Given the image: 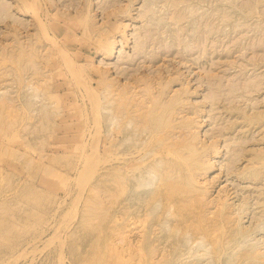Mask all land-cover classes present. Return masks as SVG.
<instances>
[{
	"label": "rangeland",
	"instance_id": "1",
	"mask_svg": "<svg viewBox=\"0 0 264 264\" xmlns=\"http://www.w3.org/2000/svg\"><path fill=\"white\" fill-rule=\"evenodd\" d=\"M95 100L100 102V112L94 108L97 107ZM159 114L164 115L160 117L167 127L163 125V131L159 129L156 134L151 122H154L152 116ZM0 119V264H119L122 258L124 263L129 261L128 264H164L166 261L170 264H251L253 259L252 264H264V0H0ZM178 124H183L184 128L174 126ZM159 137L164 143L167 140L172 144L181 143L184 137L193 141L198 162L194 167L179 168L172 154L165 153V148L159 149L164 146H158ZM90 149H94V153ZM136 152L139 153L136 155ZM203 165L206 166L201 167ZM120 172L126 176L133 174H128L125 180L128 182L123 183V191L128 190L125 194L122 192L124 195L117 187L116 175ZM249 172L255 173L254 176ZM102 177H106L105 180ZM165 177L171 179L168 185L165 183L167 186H162L167 189L160 184ZM172 179L180 183H174L178 185L176 193L179 194H174ZM134 188H138L137 193ZM169 188L174 190L168 191ZM192 189L197 192L200 189L201 193L194 190L195 195ZM183 190L193 196L185 197ZM163 192L167 197L162 196ZM154 195L157 199H153ZM180 197L182 199H177ZM122 198L127 201L120 200ZM185 203H192L188 211L193 214L186 210L188 204L182 206ZM165 204L168 209L162 206ZM219 205L224 206L221 209ZM101 209L104 212L98 213ZM127 211L133 212L132 215ZM84 213L88 221H83ZM73 216L75 218L71 219ZM98 220L105 224L101 230L93 229V232V226L100 223ZM108 223H116L117 227ZM210 225L214 228H208ZM192 228H195L194 233ZM126 229L128 235L123 234L119 240L117 233H124ZM159 229L163 230L162 234ZM180 231L186 232L184 236ZM208 236L218 243L206 238ZM202 239L205 241L201 244ZM212 245L218 246L215 247L217 256ZM225 245L228 247L224 248ZM86 248L88 252L93 251L88 253ZM138 250L143 252L142 256Z\"/></svg>",
	"mask_w": 264,
	"mask_h": 264
},
{
	"label": "bare ground",
	"instance_id": "2",
	"mask_svg": "<svg viewBox=\"0 0 264 264\" xmlns=\"http://www.w3.org/2000/svg\"><path fill=\"white\" fill-rule=\"evenodd\" d=\"M30 8H31V7H30ZM16 15H17V14H16ZM150 15H151V14H150ZM21 17H22V16H21ZM35 20H36V19H35ZM157 21H158V20H157ZM39 23H40V22H39ZM40 25H41V24H40ZM104 30H105V29H104ZM106 34H107V33H106ZM101 37H102V36H101ZM102 42H103V41H102ZM105 44H106V43H105ZM52 45H53V44H52ZM107 47H108V46H107ZM116 49H117V48H116ZM97 52H98V51H97ZM117 53H118V52H117ZM103 58H104V57H103ZM101 60H102V59H101ZM111 66H112V65H111ZM82 83H83V82H82ZM88 86H89V85H88ZM89 87H90V86H89ZM90 88H91V87H90ZM84 89H86V88H84ZM90 90H92V89H90ZM175 90H176V89H175ZM118 91H119V90H118ZM84 92H85V91H84ZM108 92H109V91H108ZM1 93H2V92H1ZM120 93H121V92H120ZM176 93H177V92H176ZM3 94H5V93H3ZM36 94H37V93H36ZM86 94H87V93H86ZM92 94H93V93H92ZM92 94H91V95H92ZM122 94H123V93H122ZM6 95H7V94H6ZM8 95H9V94H8ZM88 95H89V94H88ZM2 96H3V95H2ZM53 96H54V95H53ZM5 97H6V96H5ZM36 97L39 98L38 96H35V98H36ZM50 97H51V96H50ZM92 97H93V96H92ZM94 97H95V95H94ZM126 97H127V96H126ZM177 97H178V96H177ZM181 97H182V95H181ZM6 98H7V97H6ZM29 98H30V97H29ZM90 98H91V97H90ZM121 98H122V97H121ZM121 98H120V99H121ZM174 98H175V97H174ZM1 99H2V98H1ZM25 99H26V98H25ZM31 99H32V97H31ZM31 99H29V100H31ZM65 99H66V98H65ZM95 99H97V98H95ZM98 99H99V98H98ZM98 99H97V100H98ZM179 99H180V98H179ZM32 100H33V99H32ZM34 100L36 101V99H34ZM83 100H84V99H83ZM92 100H93V99H92ZM97 100H95V101L97 102ZM123 100H124V99H123ZM177 100H178V99H177ZM6 101H7V100H6ZM129 101L131 102V100H129ZM149 101H150V100H149ZM172 101H173V100H172ZM24 102H25V101H24ZM96 102H95V103H96ZM119 102H120V101H119ZM130 102H129V103H130ZM170 102H171V101H170ZM170 102H169V103H170ZM179 102H180V100H179ZM33 103H34V102H33ZM44 103H45V102H44ZM145 103H146V102H145ZM153 103H155V102H153ZM177 103H178V102H176V104H177ZM181 103H182V102H181ZM4 104H5V103H4V99H3V105H4ZM27 104H28V103H27ZM59 104H60V103H59ZM98 104H100V102H99V103H98V102L96 103L97 107L94 106L95 104H92V105L94 106L95 109L97 108L96 111H97L98 108H99V107H98ZM117 104H120V103H117ZM150 104H151V103H150ZM171 104H172V103H171ZM32 105H33V104H32ZM40 105H41V104H40ZM108 105H109V104H108ZM144 105H145V104H144ZM155 105H156V104H155ZM101 106H102V105H101ZM101 106H100V107H101ZM147 106H149V105H147ZM172 106H173V105H172ZM177 106H179V105H177ZM177 106H176V107H177ZM4 107H5V106H3V111H6V110H4ZM33 107H34V106H33ZM35 107H37V106L35 105ZM45 107H46V106H45ZM116 107H118V106H116ZM155 107H156V106H155ZM155 107H154V109H155ZM163 107H164V106H163ZM5 108H6V107H5ZM31 108H32V107H31ZM49 108H50V107H49ZM49 108H47V109H49ZM94 108H93V109H94ZM148 108H149V107H148ZM156 108H157V107H156ZM169 108H171V107H169ZM169 108H168V109H169ZM7 109H8V108H7ZM132 109H133V108H132ZM144 109H146V108H144ZM165 109H166V108H164V110H165ZM173 109H174V108H173ZM187 109H188V108H187ZM10 110H11V108L9 109V111H10ZM53 110H54V109H53ZM91 110H92V109H91ZM115 110H116V109H115ZM118 110H119V109H118ZM134 110H136V109H134ZM141 110H142V109H141ZM146 110H148V109H146ZM161 110H162V109H161ZM30 111H31V110H30ZM96 111H95V112H96ZM98 111L100 112L101 110L99 109ZM116 111H117V110H116ZM131 111H132V110H131ZM143 111H144V110H143ZM166 111H167V110H166ZM166 111H165V112H166ZM170 111H172V109H171ZM170 111H169V112H170ZM173 111H174V110H173ZM184 111H185V110H184ZM28 112H29V111H28ZM28 112H27V113H28ZM95 112H94V114H95ZM106 112L108 113V111H106ZM135 112H136V111H135ZM139 112H140V111H139ZM150 112H151V111H150ZM153 112H154V111H153ZM161 112H163V111H161ZM169 112H168V113H169ZM185 112H186V111H185ZM35 113H36V112H35ZM35 113H34V114H35ZM37 113H38V111H37ZM96 113L98 114V112H96ZM110 113H111V112H110ZM136 113L138 114V112H136ZM154 113H155V112H154ZM159 113H160V112H159ZM179 113H180V112H179ZM7 114H9V112H8ZM48 114H49V113H48ZM140 114H141V112H140ZM146 114H147V112H146ZM146 114H145V116H146ZM163 114H165V113H163ZM173 114H174V112H173ZM27 115H28V114H27ZM38 115H39V113H38ZM38 115H37V116H38ZM95 115H96V114H95ZM98 115H99V114H98ZM98 115L95 116V117H98ZM142 115H143V114H142ZM151 115H153V114H151ZM160 115H161V114L152 116V120H153L154 122H151V123H152V124H151V125H152L151 127H152V129H153L152 131H156V134H157V132H159V129H160V130L163 129L162 126L165 124V121L163 120V118L160 117ZM91 116H92V115H91ZM100 116H101V115H100ZM118 116H120V115H118ZM129 116H130V115H129ZM148 116H149V115H148ZM161 116L164 117V115H161ZM171 116H172V115H171ZM171 116H170V117H171ZM104 117H105V116H104ZM188 117H189V116H188ZM3 118H4V117H3ZM87 118H88V117H87ZM99 118H101V117H99ZM107 118H109V117H107ZM143 118H144V117H143ZM145 118H146V117H145ZM178 118H179V117H178ZM33 119H34V118H33ZM101 119H102V118H101ZM109 119H110V118H109ZM149 119H150V118H149ZM167 119H168V118H167ZM0 120H1V119H0ZM3 120H4V119H3ZM95 120H96V119H95ZM105 120H106V119H105ZM143 120H146V119H143ZM143 120H142V123H144ZM152 120H151V121H152ZM181 120H182V119H181ZM188 120H189V119H188ZM5 121H7V120H5ZM16 121H17V120H16ZM21 121H22V120H21ZM36 121H37V120H36ZM93 121H94V120H93ZM97 121H98V120H97ZM112 121H113V120H112ZM114 121H115V120H114ZM138 121H139V120H138ZM146 121H147V120H146ZM146 121H145V122H146ZM166 121H167V120H166ZM168 121H170V120H168ZM173 121H174V119H173ZM173 121H172V122H173ZM176 121H177V120H176ZM184 121H185V120H184ZM184 121H183V122H184ZM17 122H19V121H17ZM172 122H171V123H172ZM186 122H187V121H186ZM10 123H11V122H10ZM10 123H9V124H10ZM43 123H44V120H43ZM93 123H94V122H93ZM115 123H116V122H115ZM122 123H123V122H122ZM142 123H141V124H142ZM178 123H179V122H178ZM188 123H189V122H188ZM31 124H32V123H30V125H31ZM147 124H148V122H147ZM173 124H177V122H176V123H173ZM190 124H191V123H190ZM37 125H38V124H37ZM37 125H36V126H37ZM99 125H100V124H99ZM120 125H121V124H120ZM166 125H167V123H166ZM166 125H164V128L167 127ZM123 126H125V125H123ZM133 126H136V125H133ZM133 126H132V127H133ZM140 126H141V125H140ZM172 126H173V125H172ZM174 126H176V128H179V129L184 128L183 124H178V126H177V125H174ZM40 127H42V125H41ZM101 127H102V126H101ZM161 127H162V128H161ZM169 127H170V123H169ZM19 128H20V127H19ZM23 128H24V127H23ZM28 128H29V127H28ZM113 128H114V127H113ZM171 128L173 129V127H171ZM171 128H168V130L171 129ZM176 128H175V129H176ZM21 129H22V128H21ZM35 129H36V128H35ZM137 129H138V128H137ZM165 129H166V128H165ZM172 129H171V130H172ZM94 130H95V129H94ZM99 130H100V129H99ZM122 130H124V129H122ZM177 130H178V129H177ZM177 130H176V131H177ZM196 130H197V129H196ZM198 130H199V129H198ZM24 131H25V130H24ZM90 131H91V129H90ZM110 131H111V130H110ZM124 131H125V130H124ZM131 131H132V130H131ZM134 131H136V129H134ZM144 131H145V129H144ZM161 131H163V130H161ZM166 131H167V130H166ZM169 131H170V130H169ZM174 131H175V130H174ZM180 131H182V130H180ZM220 131H222V130H220ZM34 132H36V131H34ZM37 132H38V131H37ZM40 132H41V131H40ZM45 132H47V131H45ZM191 132H193V131H191ZM214 132H215V131H214ZM94 133H95V132H94ZM99 133H100V132H99ZM99 133H98V134H99ZM118 133H119V132H118ZM121 133H123V132H121ZM128 133H129V131H128ZM212 133H213V132H212ZM212 133H211V134H212ZM225 133H226V132H225ZM119 134H120V133H119ZM126 134H127V133H126ZM180 134H182V133H180ZM199 134H200V133H199ZM205 134H206V133H205ZM217 134L219 135V133H217ZM115 135H116V134H115ZM129 135H130V134H129ZM153 135H154V133H153ZM178 135H179V134H178ZM206 135H207V134H206ZM215 135H216V134H215ZM93 136H94V135H93ZM97 136H98V135H97ZM121 136H123V135H121ZM140 136H141V135H140ZM167 136H168V135H167ZM202 136H203V135H202ZM210 136H211V135H210ZM210 136H209V137H210ZM213 136H214V135H213ZM224 136H225V135H224ZM31 137L34 138L35 136H31ZM133 137L135 138V136H133ZM146 137H147V136H146ZM187 137H188V136H187ZM203 137H204V136H203ZM207 137H208V136H207ZM222 137H223V136H222ZM225 137H226V136H225ZM54 138H55V137H54ZM130 138H131V137H130ZM150 138H151V137H150ZM150 138H149V140H151ZM215 138H216V137H215ZM215 138H214V139H215ZM220 138H221V137H220ZM2 139H3V138H2ZM132 139H133V138H132ZM179 139H181V138H179ZM190 139H191V138H190ZM201 139H202V138H201ZM201 139H200V140H201ZM212 139H213V138H212ZM212 139H211V140H212ZM214 139H213V140H214ZM218 139H219V137L217 138V140H218ZM224 139H225V138H224ZM228 139H229V138H228ZM40 140H41V139H40ZM59 140H60V139H59ZM96 140H97V139H96ZM103 140H104V139H103ZM219 140H220V139H219ZM99 141H100V140H99ZM154 141H155V140H154ZM156 141H157L158 146H162V145H164L163 147H160V148H159L160 150L163 149V148H165V151H166L165 153H167V154H172V155L175 157V162H174V163H176V165H178L179 168H181L182 166H183V167H184V166H186V167H190V166H188V165H191V167H192L193 165H195V164L198 162V159H199V158H198V159L196 158V156L198 155V153H197L198 151H197L196 148H195V147H197V146L194 145L195 143H194V144L192 143L193 141L190 142V140L185 139V137H184V139H183L182 141H179V142H181V143H178V144H177V143L172 144V142H171V143H168L167 140H166V142H167L168 144H167V143H164V141H163V139H162L161 137L157 138ZM172 141H174V140H172ZM35 142H36V141H35ZM56 142H57V141H56ZM96 142H97V141H96ZM105 142H106V141H105ZM112 142H113V141H112ZM112 142H111V144H112ZM114 142H115V141H114ZM130 142H131V141H130ZM132 142L134 143V141H132ZM227 142H228V141H227ZM30 143H31V142H30ZM115 143H116V142H115ZM115 143H114V144H115ZM133 143H132V144H133ZM136 143H138V142H136ZM150 143H151V142H150ZM196 143H198V142H196ZM212 143H213V142H212ZM126 144H127V143H126ZM126 144H124V145L126 146ZM130 144H131V143H130ZM141 144H143V143H141ZM148 144H149V143H148ZM148 144H147V145H148ZM176 144H177V145H176ZM205 144H206V143H205ZM207 144H208V143H207ZM224 144H225V143H224ZM96 145H97V144H96ZM145 145H146V144H144V147H145ZM202 145H204V144H202ZM208 145H210V144H208ZM208 145H207V146H208ZM228 145H229V143H228ZM231 145H232V144H231ZM0 146H1V145H0ZM98 146H99V144H98ZM109 146H110V145H109ZM114 146H115V145H114ZM127 146H128V145H127ZM131 146H132V145H131ZM131 146H130V147H131ZM133 146H134V144H133ZM142 146H143V145H142ZM172 146H173V147H172ZM205 146H206V145H205ZM224 146H225V145H224ZM57 147H58V146H57ZM57 147H55V148H57ZM66 147H67V145H66ZM93 147H94V146H93ZM107 147H108V146H107ZM110 147H111V146H110ZM123 147H124V146H123ZM128 147H129V146H128ZM135 147H136V146H135ZM150 147H151V145H150ZM150 147H149V149H150ZM198 147H199V146H198ZM64 148H65V147H64ZM120 148H122V147H120ZM126 148H127V147H126ZM141 148H142V147H141ZM225 148H226V147H225ZM235 148H236V147H235ZM1 149H2V148H1ZM52 149H53V148H52ZM60 149H61V148H60ZM62 149H63V148H62ZM117 149H118V148H117ZM124 149H125V148H124ZM132 149H133V148H132ZM201 149H202V148H201ZM203 149H206V148L204 147ZM210 149H211V148H210ZM227 149H228V148H227ZM239 149H240V148H239ZM3 150H4V149H3ZM57 150H58V149H57ZM90 150H92V149H90ZM93 150H94V149H93ZM93 150H92V151H93ZM97 150H98V149H97V147H96L95 152H96ZM100 150H101V149H100ZM139 150H140V149H139ZM139 150H138V151H139ZM160 150H159V152H161ZM199 150H200V149H199ZM212 150H213V149H212ZM225 150H226V149H225ZM225 150H224V151H225ZM1 151H2V150H1ZM122 151H123V150H122ZM129 151H130V150H129ZM140 151H141V150H140ZM140 151H139V152H140ZM156 151H158V150H156ZM201 151H202V150H201ZM215 151H216V149H215ZM215 151L213 152L214 154L217 153V152L215 153ZM226 151H227V150H226ZM228 151H230V150H228ZM8 152H9V149L7 150V153H8ZM116 152L118 153L119 151H116ZM130 152H131V151H130ZM139 152H136V155H137V153H139ZM154 152H155V151H154ZM238 152H239V151H238ZM1 153L3 154V152H1ZM14 153H15V152H14ZM93 153H94V151H93ZM121 153H122V152H121ZM199 153H200V152H199ZM227 153H228V152H227ZM18 154H19V153H18ZM151 154L153 155L154 153H151ZM196 154H197V155H196ZM228 154H229V153H228ZM231 154H232V153H231ZM12 155H13V154H12ZM97 155H98V157H99V153H98ZM97 155H96V156H97ZM217 155H218V154H217ZM0 156H1V155H0ZM23 156H24V155H23ZM84 156H85V155H84ZM91 156H93V155H91ZM127 156H128V155H127ZM133 156H134V155H133ZM147 156H148V155H146L145 157L147 158ZM158 156H160V155H158ZM167 156H168V155H167ZM173 156H170V157H173ZM200 156H201V155H200ZM207 156H208V155H207ZM209 156H210V155H209ZM229 156L232 157V155H229ZM233 156H234V154H233ZM236 156H237V155H236ZM28 157H29V156H28ZM45 157H46V156H45ZM45 157H44V158H45ZM88 157H89V156H88ZM101 157H102V156H101ZM101 157H100V158H101ZM117 157H118V156H117ZM120 157H121V156H120ZM134 157H136V156H134ZM160 157H161V156H160ZM174 157H173V158H174ZM253 157H254V156H253ZM93 158H95V156H94ZM96 158H97V157H96ZM115 158H116V157H115ZM123 158H124V157H123ZM157 158H158V157H157ZM168 158H169V157H168ZM227 158H228V155H227ZM254 158H255V157H254ZM0 159H1V158H0ZM88 159H89V158H88ZM88 159H87V161H88ZM124 159H125V158H124ZM126 159H127V158H126ZM151 159H153V158H151ZM154 159H155V156H154ZM166 159H167V158H166ZM228 159H229V158H228ZM256 159H257V158H255L254 160H256ZM97 160H98V158H97ZM105 160H106V161H105L106 163L109 162V161L107 162L108 159H105ZM109 160H110V159H109ZM115 160H116V159H115ZM149 160H150V159H148V161H149ZM161 160H162V159H161ZM171 160H172V159H171ZM92 161H93V160H92ZM103 161H104V160H103ZM110 161H111V160H110ZM113 161H114V160H113ZM133 161H134V160H133ZM148 161H146V163H148ZM153 161H155V160H153ZM166 161H167V160H166ZM199 161H200V160H199ZM246 161H247V160H246ZM84 162H85V161H84ZM89 162H90V161H89ZM96 162H97V161H96ZM101 162H102V161H101ZM105 162H104V164H105ZM115 162H116V161H115ZM117 162H118V161H117ZM121 162H122V161H121ZM123 162H124V161H123ZM149 162H150V161H149ZM201 162H203V161H201ZM98 163H99V162H97V165H98ZM102 163H103V162H102ZM141 163H142V162H141ZM146 163H144V164H146ZM151 163H152V162H151ZM208 163L210 164V162H208ZM214 163H215V162H214ZM108 164H109V163H108ZM108 164H107V165H108ZM125 164H126V163H125ZM134 164H135V163H134ZM137 164H138V162H137ZM144 164H143V165H144ZM199 164H200V163H199ZM199 164H197V165L199 166ZM209 164H208V165H209ZM246 164H248V163L246 162ZM95 165H96V163H95ZM95 165H94V166H95ZM99 165H100V163H99ZM99 165H98V166H99ZM109 165H110V164H109ZM128 165H129V164H128ZM197 165H196V166H197ZM200 165H202V164H200ZM89 166H90V165H89ZM114 166H115V165H114ZM164 166H165V164H164ZM196 166H195V168H196ZM198 166H197V167H198ZM205 166H206V165H205ZM205 166L203 165V166H201V167H205ZM245 166H246V165H245ZM250 166H253V165H250ZM100 167H101V166H100ZM103 167H104V166H103ZM136 167H137V165H136ZM136 167H135V168H136ZM138 167H139V166H138ZM138 167H137V168H138ZM140 167H141V165H140ZM193 167H194V166H193ZM241 167H243V166H241ZM96 168H97V167H94V171H95V170L97 171ZM98 168H99V167H98ZM101 168H102V167H101ZM128 168H129V167H128ZM135 168H134V169H135ZM179 168H178V169H179ZM195 168H194V169H195ZM86 169H87V168H86ZM86 169H85L84 171H86ZM88 169H89V168H88ZM158 169H159V168H158ZM161 169H162V168H161ZM166 169H167V168H166ZM190 169H192V168H190ZM199 169H200V167H199ZM240 169H241V168H240ZM244 169H245V168H244ZM249 169H251V168H249ZM252 169L255 170L256 168L254 169V167H253ZM98 170H99V169H98ZM162 170H163V169H162ZM181 170H182V169H181ZM181 170H180V171H181ZM187 170H188V169H187ZM87 171H88V170H87ZM91 171H92V170H91ZM100 171H101V169H100ZM117 171H118V170H117ZM143 171H144V170H143ZM167 171H168V170H167ZM192 171L194 172L195 170H192ZM201 171H202V170H201ZM201 171H198V172H201ZM203 171H204V170H203ZM205 171H206V169H205ZM207 171H208V170H207ZM234 171H235V170H234ZM256 171H257V170H256ZM103 172H104V170H103ZM108 172H110V171H108ZM121 172H124V171H121ZM121 172L118 173V175H116V177H117V184H118L117 187H119V192H120V193H122V192L125 191V192H124V194H125L128 190L126 189L127 191H126V190L123 191V185H124L123 183H124V181L126 180L128 174H132V173H127V176H126V175H123ZM135 172H136V171H135ZM138 172H140V171L138 170ZM152 172H153V171H152ZM154 172H155V171H154ZM168 172H169V171H168ZM196 172H197V170H196ZM236 172H237V171H236ZM56 173H57V172H56ZM56 173H55V174H56ZM90 173H91V172H90ZM90 173H88V174H90ZM93 173H94V172H93ZM97 173H99V172H97ZM105 173H106V172H105ZM114 173H115V172H114ZM114 173H113V174H114ZM147 173L149 174V172H147ZM161 173H163V172H161ZM165 173H166V172H165ZM184 173H185V172H184ZM201 173H203V172H201ZM249 173L251 174V173H253V172H249ZM0 174H1V173H0ZM88 174H86V176H88ZM95 174H96V173H95ZM99 174H100V173H99ZM124 174H125V173H124ZM134 174H135V173H134ZM173 174H174V171H173ZM182 174H183V173H182ZM185 174H186V173H185ZM187 174H188V173H187ZM191 174H192V173H191ZM194 174H195V172H194ZM204 174H205V173H204ZM204 174H203V176H204ZM236 174H237V173H236ZM243 174H244V173H243ZM254 174H255V173H253L252 175L254 176ZM256 174H258V172H257ZM57 175H59V174H57ZM103 175H104V174H103ZM105 175H106V174H105ZM132 175H133V174H132ZM144 175H145V174H144ZM156 175H157V174H156ZM158 175H159V174H158ZM163 175H164V174H163ZM178 175H179V174H178ZM195 175L197 176V175H199V174L197 173V174H195ZM241 175H242V174H241ZM248 175H249V174H247V176H248ZM55 176H56V175H55ZM79 176H80V175H79ZM107 176H108V174H107ZM107 176H106V177H107ZM140 176H141V175H140ZM140 176H139V177H140ZM145 176H146V175H145ZM151 176L153 177V175H151ZM167 176H168V175H167ZM179 176H180V175H179ZM244 176H245V175H244ZM247 176H246V177H247ZM250 176H251V175H250ZM250 176H249V177H250ZM53 177H54V174H53ZM92 177H94V176L92 175ZM106 177H104V179H103V177H102V179L105 180ZM114 177H115V176H114ZM146 177H147V176H146ZM146 177H145V178H146ZM152 177H151V178H152ZM154 177H155V176H154ZM184 177H185V176H184ZM193 177H194V175H193ZM193 177H191V178H193ZM201 177H202V175H201ZM240 177H241V176H240ZM56 178H57V177H56ZM78 178H79V177H78ZM88 178H89V176H88ZM135 178H136V177H135ZM147 178H148V177H147ZM149 178H150V176H149ZM155 178H156V177H155ZM158 178H159V177H158ZM179 178L181 179L182 176H180ZM41 179H42V178H41ZM57 179H58V178H57ZM57 179H56V180H57ZM85 179H87V178H85ZM97 179H98V178H97ZM110 179H111V178H110ZM110 179L107 178L106 180H110ZM128 179H129V178H128ZM160 179H161V178H160ZM162 179H163L164 183H161V182H160V184H162L161 187H162L163 184H165V183L168 185V182L171 180V179L169 180L168 177H165V178H162ZM182 179H183V178H182ZM182 179H181V181H184V180H182ZM194 179H195V177H194ZM194 179H193V180H194ZM226 179H227V178H226ZM254 179H255V178H254ZM77 180H78V179H77ZM79 180L81 181V179H79ZM129 180H130V179H129ZM131 180H133V179L131 178ZM149 180H150V179H149ZM153 180H155V179H153ZM41 181H42V180H41ZM85 181H86V180H85ZM88 181H89V180H88ZM113 181H114V180H113ZM135 181H136V180H135ZM139 181H140V180H139ZM156 181H157V180H156ZM167 181H168V182H167ZM175 181H176V180H175ZM175 181L172 179L173 184L176 183V184H179V185H180L179 182H177V181L175 182ZM178 181H180V180H178ZM189 181H191V179H190ZM81 182H82V181H81ZM83 182H84V181H83ZM114 182H115V181H114ZM125 182H128V181H125ZM130 182H132V181H130ZM141 182H142V181H141ZM149 182H151V181H149ZM154 182H155V181H154ZM154 182H152V183H154ZM203 182H204V181H203ZM66 183H67V182H66ZM86 183H87V181H86ZM96 183H97V182H96ZM96 183H95V184H96ZM99 183H100V182H99ZM111 183H112V182H111ZM147 183H148V182H147ZM157 183H159V182H157ZM186 183H187V182H186ZM193 183H194V181H193ZM195 183H196V182H195ZM197 183H198V181H197ZM93 184H94V183H93ZM97 184H98V183H97ZM103 184H104V183H103ZM127 184H128V183H127ZM130 184H131V183H130ZM135 184H137V183L135 182ZM135 184H134V185H135ZM150 184H151V183H150ZM155 184H156V183H155ZM166 184H165L164 186H167ZM224 184H225V183H224ZM49 185H50V184H49ZM52 185H53V184H52ZM77 185H78V184H77ZM101 185H102V184H101ZM112 185H113V183H112ZM115 185H116V184H115ZM171 185H172V183H171ZM174 185H175V184H174ZM181 185H183V184H181ZM194 185L196 186V184H194ZM199 185H200V184H199ZM199 185H198V186H199ZM85 186H86V185H85ZM89 186H90V185H89ZM113 186H114V185H113ZM131 186H132V185H131ZM131 186H130V187H131ZM146 186H147V185L145 184L144 187H146ZM151 186H153V184H152ZM177 186H178V185H175L174 187H173V185L171 186V187L175 188V190H176L174 194H179V193H180V192H179V193H176V192H177V189H176ZM183 186H184V185H183ZM98 187L100 188V186H98ZM115 187H116V186H115ZM125 187H126V185H125ZM127 187H128V186H127ZM141 187H142V183H141ZM141 187H140V188H141ZM179 187H180L181 189L183 188V187H181V186H179ZM188 187H189V186H188ZM231 187H232V186H231ZM70 188H71V187H70ZM70 188H69V189H70ZM78 188H79V187H78ZM102 188H103V187H102ZM111 188H114V187H111ZM154 188H155V186H154ZM157 188L159 189L158 186H157ZM162 188H165V187H162ZM180 188H179V189H180ZM185 188H187V187H185ZM185 188H184V189H185ZM198 188H200V187H198ZM79 189H80V188H79ZM104 189H105V188H104ZM117 189H118V188L115 189L116 192H117ZM134 189H135V191H136V193H137V192H138V191H137L138 188H134ZM141 189H142V188H141ZM155 189H156V188H155ZM155 189H154V192H155ZM158 189H157V190H158ZM165 189H167V188H165ZM170 189H172V188H169L168 191H169ZM187 189L189 190V188H187ZM187 189H185V192H186ZM49 190H50V188H49ZM129 190H131V189H129ZM143 190H144V189H142V192H143ZM172 190H174V189H172ZM172 190H171V191H172ZM188 190H187V191H188ZM192 190H193V191H192ZM192 190H191V191H192V193H193L195 189H192ZM83 191H84V189H83ZM110 191H112V190H110ZM132 191H133V190H132ZM148 191H149V190H148ZM148 191H147V194H152V192L149 193L150 191H149V192H148ZM171 191H170V192H171ZM178 191H179V190H178ZM195 191H196V190H195ZM198 191L200 192V189H199ZM202 191H203V190H202ZM262 191H263V190H262ZM89 192H90V190H89ZM92 192H93V191H92ZM94 192H95V191H94ZM94 192H93V193H94ZM96 192H97V191H96ZM130 192H131V191H130ZM139 192H141V191L139 190ZM166 192H167V190H166ZM183 192H184V190H183ZM183 192H181V193H183ZM185 192H184V194H185ZM188 192H189V191H188ZM188 192H187V193H188ZM199 192L196 191V193H199ZM78 193H79V192H78ZM90 193H91V192H90ZM111 193H112V192H111ZM134 193H135V192H134ZM144 193H145V191H144ZM158 193H160V191H159ZM196 193H193V194L196 195ZM200 193H201V192H200ZM117 194H118V192H117ZM122 194H123V193H122ZM124 194H123V195H124ZM127 194H128V193H127ZM130 194H131V193H130ZM140 194H142V193H140ZM155 194H156V193H155ZM163 194H166V196H165V195H164V196L167 197V193L163 192V193H162V196H163ZM169 194H170V193L168 192V195H169ZM171 194H173V192H172ZM193 194H192V196H193ZM103 195H104V194H103ZM119 195H121V194H119ZM128 195H129V194H128ZM128 195H127V196H128ZM132 195H133V194H132ZM159 195H160V194H159ZM190 195H191V194H190ZM199 195H200V194H199ZM201 195H203V194H201ZM113 196H114V195H113ZM113 196H112V198H114ZM117 196H118V195H117ZM148 196H149V195H148ZM170 196H171V195H170ZM175 196H176V195H175ZM178 196H179V195H178ZM180 196L183 197L182 195H180ZM186 196L188 197L189 194H187V195L185 194V197H186ZM192 196H189V198L192 197ZM78 197H79V196H78ZM107 197H108V196H107ZM120 197H121V196H120ZM133 197H134V196H133ZM137 197H138V196H137ZM145 197L148 198L147 196H145ZM145 197H144V199H145ZM149 197H150V196H149ZM157 197H158V195H157ZM181 197H180V198H177V199H182ZM198 197H199V196H198ZM198 197H196V198H198ZM95 198H96V197H95ZM109 198H110V197H109ZM115 198H116V197H115ZM125 198H126V197H125ZM151 198H152V195H151ZM154 198H156V195L153 196V199H154ZM169 198H170V197H169ZM172 198H173V197H172ZM199 198H200V197H199ZM199 198H198V199H199ZM73 199H74V198H73ZM79 199H81V197H79ZM116 199H117V198H116ZM116 199H115V200H116ZM123 199H124V198H122V199H120V200H123ZM126 199H128V198H126ZM131 199H133V198H131ZM138 199H141V198H138ZM156 199H157V198H156ZM162 199H164V198H162ZM165 199H166V198H165ZM173 199H175V197H174ZM173 199H171V200H173ZM192 199H193V201H194L195 196H194V198H192ZM200 199H201V198H200ZM211 199H212V198H211ZM117 200H118V199H117ZM129 200H130V199H129ZM129 200H128V201H129ZM168 200L170 201V199H167V201H168ZM175 200H176V199H175ZM185 200H186V198H185ZM187 200H188V201H191V200H189V199H187ZM187 200H186V201H187ZM84 201H85V200H84ZM84 201H83V204H84ZM93 201H94V200H93ZM111 201H112V200H111ZM126 201H127V200H126ZM126 201H125V199H124V202H126ZM157 201H158V200H157ZM167 201H166V204H167ZM176 201H178V200H176ZM77 202H78V201H77ZM87 202H89V201H87ZM96 202H97V201H96ZM115 202H116V201H115ZM117 202H118V201H117ZM119 202H120V201H119ZM130 202H131V201H130ZM132 202H133V201H132ZM137 202H141V201H137ZM137 202H136V203H137ZM144 202H145V201H144ZM144 202H143V204H144ZM153 202H155V201H153ZM159 202H161V200H160ZM170 202H172V201H170ZM178 202H179V201H178ZM196 202H200V200H199V201L197 200ZM206 202H207V201H206ZM206 202H205V203H206ZM71 203H72V202H71ZM73 203H74V202H73ZM181 203H182V202H181ZM181 203H179V204H181ZM200 203H201V202H200ZM210 203H211V201H210ZM77 204H78V203H77ZM77 204H76V205H77ZM89 204L91 205V203H89ZM98 204H99V202H98ZM112 204H113V203H112ZM114 204H115V203H114ZM122 204H123V203H122ZM122 204H121V205H122ZM129 204H130V203H129ZM134 204H135V203H134ZM143 204H142V205H143ZM148 204H149V203H148ZM166 204H165V205H162V206H165L164 208H166ZM174 204H175V203H174ZM176 204H177V203H176ZM176 204H175V206H176ZM187 204H188V203L182 204V206H183V207H186L185 205H187ZM189 204H190V203H189ZM189 204H188L189 209H186L187 211H188V210H191V209H190V205H191L192 203H191L190 205H189ZM76 205H75V206H76ZM85 205H86V204H85ZM87 205H88V204H87ZM95 205H97V204H95ZM123 205H124V204H123ZM123 205H122L121 207H123ZM127 205H128V204H127ZM149 205H150V204H149ZM149 205H148V206H149ZM156 205H157V206H156ZM156 205H155V206H156V209H157V207H159V206H158V204H156ZM172 205H173V203H172ZM193 205L196 206V205H195V202L193 203ZM201 205H202V204H201ZM203 205H204V204H203ZM206 205H207V204H206ZM206 205H204V206H206ZM221 205H222V204H221ZM97 206H100V205H97ZM111 206H112V205H111ZM113 206H114V205H113ZM115 206H117V204H115ZM131 206H132V205H131ZM131 206H128V207H131ZM143 206H144V205H143ZM160 206H161V205H160ZM167 206H168V204H167ZM177 206H178V205H177ZM180 206H181V205H180ZM180 206H179V207H180ZM197 206H198V204H197ZM199 206H200V204H199ZM207 206H208V205H207ZM215 206H216V205H215ZM223 206H224V205H223ZM223 206L221 207V206L219 205V207H221V209L223 208ZM90 207H91V206H90ZM101 207H102V206H101ZM132 207H133V206H132ZM137 207H139V206H137ZM200 207H201V206H200ZM200 207H199V208H200ZM202 207H203V206H202ZM202 207H201L200 209H202ZM70 208H71V207H70ZM76 208H77V206H76ZM76 208H75V209H76ZM92 208H93V203H92ZM94 208H95V207H94ZM97 208H98V207H97ZM99 208H100V207H99ZM99 208H98V209H99ZM111 208H112V207H111ZM114 208H115V207H114ZM119 208H120V207H119ZM126 208H127V207H126ZM126 208H125V211L127 210ZM134 208H136V207L134 206ZM141 208H142V207H141ZM145 208H146V205H145ZM147 208H148V207H147ZM154 208H155V207H154ZM171 208H172V206H171ZM180 208H181V207H180ZM180 208H178V209H180ZM237 208H238V207H237ZM242 208H243V207H242ZM86 209H87V208H86ZM166 209H168V207H167ZM172 209H173V208H172ZM172 209H171V210H172ZM182 209H183V208H182ZM184 209H185V208H184ZM193 209H195V208H193ZM215 209H217V206H216ZM215 209H213V212H212V210H211V213H214V210H215ZM82 210H83V209H82ZM107 210H109V209H107ZM107 210H106V211H107ZM123 210H124V209H123ZM143 210H144V209H143ZM160 210H161V209H160ZM162 210H163V209H162ZM164 210H165V209H164ZM93 211H94V210H92V212H93ZM111 211H113V210H111ZM116 211H118V209H116ZM119 211H120V209H119ZM119 211H118V212H119ZM130 211H131V210H130ZM139 211H140V210H139ZM146 211H147V210H146ZM152 211L155 212L154 210H152ZM168 211H170V210H168ZM172 211H173V210H172ZM176 211H177V210H175V212H176ZM196 211H197V210H196ZM207 211H208V210H207ZM218 211H219V210H218ZM220 211H221V210H220ZM89 212H90V210H89ZM89 212H88V214H89ZM102 212H104V210L102 211V209H101V212L98 211V213H102ZM113 212H114V211H113ZM127 212H128V211H127ZM143 212H144V211H143ZM157 212H159V211H157ZM163 212H164V211H163ZM175 212H174V213H175ZM177 212H178V211H177ZM177 212H176V214H177ZM181 212H182V210H181ZM188 212H190V211H188ZM188 212H187V213H188ZM197 212H198V211H197ZM209 212H210V211H209ZM223 212H224V209H223ZM223 212H221V213H223ZM75 213H76V212H75ZM86 213H87V212H86ZM95 213H96V210H95ZM107 213H108V212H107ZM107 213H106V214H107ZM115 213H116V212H115ZM115 213H114V215H115ZM128 213H129V212H128ZM132 213H133V212H132ZM132 213H129V214L132 215ZM137 213H139V212H137ZM137 213H135V214H137ZM168 213L170 214V213H172V212H168ZM174 213H173V215H174ZM187 213H186V214H187ZM190 213H191V212H190ZM195 213H196V212H195ZM202 213H203V212H202ZM202 213H201V214H202ZM205 213H206V212H205ZM216 213H219V212L216 211ZM216 213H215V214H216ZM221 213H220V215H221ZM224 213H225V212H224ZM104 214H105V213H104ZM104 214H103V215H104ZM106 214H105V215H106ZM108 214H109V213H108ZM108 214H107L106 216H107V217H110V216H108ZM110 214H111V213H110ZM110 214H109V215H110ZM112 214H113V213H112ZM124 214H126V213H124ZM129 214H128L127 216H129ZM140 214H141V213H140ZM142 214H143V213H142ZM145 214H146V213H145ZM182 214H184V213H182ZM191 214H193V213H191ZM201 214H200V217H201ZM64 215H65V214H64ZM82 215H85V216H86L85 213L82 214ZM90 215H91V214H90ZM90 215H89V216H90ZM93 215L96 216L95 214H93ZM101 215H102V214H101ZM103 215H102V216H103ZM105 215L103 216V218L105 217ZM151 215H152V214H151ZM151 215H150V217H152ZM156 215H157V214H156ZM158 215H159V214H158ZM166 215H167V214H166ZM187 215H188V214H187ZM213 215H214V214H213ZM217 215H219V214H217ZM220 215H219V216H220ZM222 215H223V214H222ZM222 215H221V216H222ZM97 216H99V215H97ZM127 216H126V217H127ZM140 216H141V215H140ZM147 216H148V215H147ZM162 216L165 217V215H162ZM174 216H175V215H174ZM180 216H181V214H180ZM190 216L192 217V215H190ZM190 216H189V217H190ZM196 216H197V215H196ZM205 216H206V215H205ZM76 217H77V216H76ZM92 217H93V216H92ZM92 217H91V218H92ZM100 217H101V216H100ZM136 217H137V215H136ZM164 217H163V218H164ZM178 217H179V216H178ZM178 217H177V218H178ZM182 217H185V216L182 215ZM197 217H198V216H197ZM200 217H199V218H200ZM74 218H75V217L73 216V218H71V219H74ZM91 218H90V219H91ZM93 218H94V217H93ZM101 218H102V217H101ZM101 218H100V219L98 218V219L101 220ZM111 218H112V217H111ZM123 218H125V217H123ZM130 218H131V217H130ZM154 218H155V217H154ZM157 218H161V216H160V217H157ZM173 218H174V217H173ZM173 218H170V219L172 220ZM175 218H176V217H175ZM175 218H174V219H175ZM187 218H188V217H187ZM199 218H197V219H199ZM221 218H222V217H221ZM104 219H105V218H104ZM106 219H107V218H106ZM108 219H109V218H108ZM113 219H114V220H113ZM113 219H110V220H113V222H115V218H114V217H113ZM132 219H133V218H132ZM147 219H148V218H147ZM150 219H151V218H150ZM166 219H167V217H166ZM170 219H168L169 222H170ZM179 219H181V218H179ZM192 219H194V217H193ZM208 219H209V218H208ZM216 219H217V216H216ZM219 219H220V218H219ZM223 219H224V216H223ZM223 219H222V220H223ZM68 220H69V219H68ZM82 220H83V219H80V221H82ZM85 220H86V221L89 220V219H88V216H86V218H84L83 221H85ZM96 220H97V219H96ZM99 220H98V221H99ZM102 220H103V219H102ZM116 220H117V219H116ZM120 220H121V219H120ZM151 220H153V219H151ZM168 220H167V221H168ZM177 220H178V219H177ZM182 220H183V219H182ZM195 220H196V219H195ZM199 220L202 221L201 218H200ZM210 220H211V218H210ZM214 220H215V219H214ZM80 221H79V222H80ZM90 221L92 222V220H90ZM90 221H89V222H90ZM93 221H94V220H93ZM98 221H97V222H98ZM103 221H104V220H103ZM103 221H102V222H103ZM107 221H108V220H107ZM118 221H119V220H118ZM128 221H129V220H128ZM147 221H149V220H147ZM147 221H146V223H147ZM156 221H157V220H156ZM167 221H166V222H167ZM174 221H175V220H174ZM204 221H205V220H204ZM204 221H203V222H204ZM215 221H216V220H215ZM215 221H214V222H215ZM217 221H219V220H217ZM69 222H70V221H69ZM91 222H90V223H91ZM97 222H96V223H97ZM99 222H100V223H98V224H100V225H98V224H97V226L94 225V226H93L94 228H92V231H93V229H94L95 231H97L98 229L101 230V226H103L102 224H105V223H102V224H101V221H99ZM105 222H106V221H105ZM119 222H120V221H119ZM119 222H116V223H119ZM121 222H122V221H121ZM141 222H142V221H141ZM153 222H154V221H153ZM153 222H152V223H153ZM157 222H158V221H157ZM169 222H168V223H169ZM171 222H172V221H171ZM181 222H182V221H181ZM184 222H185V221H184ZM189 222H190V221H189ZM205 222H206V221H205ZM208 222H209V221H208ZM214 222H213V223H214ZM77 223H78V222H77ZM83 223H84V222H83ZM85 223H88V222H85ZM116 223H114L113 225H112L111 223H110V224H111L113 227L116 228V227H117V226L115 225ZM130 223H131V221H130ZM148 223H149V222H148ZM154 223H155V222H154ZM176 223H177V222H176ZM185 223H186V222H185ZM185 223H184V224H185ZM211 223H212V222H211ZM216 223H217V222H216ZM216 223H215V225H216ZM79 224H80V223H79ZM79 224H78V226H80ZM106 224H107V222H106ZM110 224L108 223L109 226H110ZM119 224H120V223H119ZM119 224H118V226H119ZM133 224H134V223H133ZM138 224H139V221H138ZM157 224H158V223H157ZM173 224H175V223H173ZM177 224H178V223H177ZM179 224H180V222H179ZM184 224H183V225H184ZM194 224H195V223H194ZM197 224H198V223H197ZM68 225H69V223H68ZM82 225H83V224H82ZM84 225H86V224H84ZM114 225H115V226H114ZM134 225H135V224H134ZM139 225H140V224H139ZM144 225H145V223H144ZM144 225H143V226H144ZM162 225H163V224H162ZM165 225H166V223H165ZM165 225H164L162 228H164ZM183 225L181 226L182 228L184 227ZM203 225H205V224H203ZM203 225H202V227H203ZM211 225H212V224H211ZM211 225H210V227H208V228L211 229V227H212V229H213L214 227L211 226ZM136 226H137V225H136ZM141 226H142V225H141ZM173 226H175V225H173ZM185 226H187V225L185 224ZM188 226H189V224H188ZM191 226H192V225H191ZM58 227H59V226H58ZM65 227H66V226H65ZM106 227H107V226H106ZM128 227H129V226H128ZM128 227H126V228H128ZM130 227H131V226H130ZM132 227H133V225H132ZM145 227H146V226H145ZM159 227H160V226H159ZM166 227L168 228V226H166ZM176 227H177V226H176ZM192 227H194V226H192ZM202 227H201V228H202ZM216 227H217V226H216ZM218 227H219V226H218ZM218 227H217V229H218ZM102 228L105 229V225H104V227H102ZM143 228H144V227H143ZM150 228H151V227H150ZM156 228H157V227H156ZM174 228H175V227H174ZM174 228L172 227V229H174ZM190 228H191V227H189V229H190ZM206 228H207V227H206ZM65 229H66V228H65ZM121 229H122V228H121ZM136 229H137V228H136ZM153 229H155V228H153ZM183 229H184V228H183ZM183 229H182V230H183ZM187 229H188V228L185 227L184 230H187ZM192 229H193V232H192V233H194V229H195V228H192ZM192 229H191V231H192ZM66 230H67V229H66ZM77 230H80V229H77ZM108 230H109V229H108ZM115 230H116V229H115ZM131 230H132V229H131ZM131 230H130V232H131ZM140 230H141V228H140ZM142 230H143V229H142ZM145 230H146V229H145ZM159 230H160V229H159ZM169 230H170V228L168 229V231H169ZM175 230H176V229H175ZM175 230H173V231H175ZM178 230H179V226H178ZM180 230H181V229H180ZM201 230H202V229H201ZM204 230H205V229H204ZM206 230H207V229H206ZM223 230H224V229H223ZM67 231H68V230H67ZM87 231H88V229H87ZM90 231H91V230H90ZM90 231H89V232H90ZM92 231H91V232H92ZM95 231H93V232H95ZM102 231H103V230H102ZM137 231H138V230H137ZM162 231H163V230H160V234H162V233H161ZM166 231H167V230L165 229V232H164V233H166ZM173 231H172V232H173ZM176 231H177V230H176ZM187 231H188V230H187ZM189 231H190V230H189ZM197 231H198V230H197ZM199 231H200V227H199ZM220 231H222V230H220ZM77 232H78V231H77ZM84 232H85V231H84ZM103 232H104V231H103ZM111 232H112V230H111ZM113 232H114V230H113ZM128 232H129V231H128ZM135 232H136V231H135ZM202 232H203V231H202ZM205 232H206V231H205ZM207 232H210V231L207 230ZM211 232H212V231H211ZM237 232L239 233V231H237ZM75 233H76V232H75ZM75 233H74V235H75ZM97 233H98V232H97ZM109 233H110V231H109ZM116 233H117V232H116ZM116 233H115V234H116ZM125 233L127 234V229H126V232H124V233H123V232L121 233V231H119V232L117 233V234L121 237V238H120V237L118 236L119 240H122V237H123L122 235L125 234ZM146 233H147V231H146ZM148 233L150 234L149 231H148ZM156 233H157V232H156ZM156 233H155V234H156ZM167 233H168V232H167ZM175 233H176V232H175ZM175 233H173V234L175 235ZM184 233H186V232L181 233V231H180L179 234H182V235H183ZM190 233H191V232H190ZM218 233H221V232H218ZM222 233H223V232H222ZM42 234H43V232H42ZM82 234H83V233H82ZM92 234L95 235L96 233H91V235H92ZM99 234L101 235L100 237H102V234H101V233H99ZM111 234H113V233H111ZM132 234H133V233H132ZM153 234H154V233H153ZM168 234H169V233H168ZM170 234H171V233H170ZM173 234H172V236H173ZM176 234H177V233H176ZM195 234H198V233H195ZM207 234H208V233H207ZM211 234H212V233H211ZM214 234H216V233H214ZM236 234H237V233H236ZM240 234H241V233H240ZM250 234H251V233H250ZM56 235H57V234H56ZM61 235H62V234H61ZM71 235H72V234H71ZM85 235H86V234H85ZM85 235H82V236L85 237ZM127 235H128V234H127ZM129 235H130V234H129ZM143 235H144V233H143ZM146 235H147V234H146ZM164 235H165V234H164ZM177 235H178V234H177ZM177 235H175V237H176ZM208 235L210 236V233H209ZM221 235H222V234H221ZM238 235H239V234H238ZM59 236H60V235H59ZM87 236H88V234H87ZM89 236H90V235H89ZM130 236H131V235H130ZM149 236H150V235H148V236H146V237H149ZM151 236H152V235H151ZM157 236H158V234H157ZM180 236H181V235H180ZM183 236H184V235H183ZM185 236H186V235H185ZM188 236H189V235H188ZM209 236L206 237V238H210V239H211L212 237H209ZM216 236H217V235H216ZM216 236H215V238H216ZM218 236H220V235L218 234ZM218 236H217V237H218ZM239 236H240V235H239ZM52 237H53V236H52ZM55 237H56V236H55ZM106 237H107V236H106ZM109 237H110V236H109ZM116 237H117V235H116ZM138 237H139V236H138ZM144 237H145V236H144ZM152 237H153V236H152ZM158 237H159V236H158ZM177 237H178V236H177ZM53 238H54V237H53ZM53 238H52V239H53ZM64 238H65V237H64ZM90 238H91V237H90ZM107 238H108V237H107ZM114 238H115V237H114ZM124 238H125V237H124ZM126 238H127V237H126ZM172 238H174V237H172ZM172 238H170V239H172ZM178 238H179V237H178ZM180 238H181V241H182V237H180ZM183 238H184V237H183ZM185 238H186V237H185ZM185 238H184V239H185ZM206 238H205V239H206ZM213 238H214V235H213ZM213 238H212V240L215 241V239H213ZM218 238H219V237H218ZM59 239H60V238H59ZM86 239H87V238H86ZM86 239H85V240H86ZM88 239H89V237H88ZM142 239H143V236H142ZM144 239H145V238H144ZM167 239H168V238H167ZM205 239H202L201 241L199 240L200 243H201L203 240L205 241ZM210 239H209V240H210ZM256 239H257V238H256ZM83 240H84V239H83ZM83 240H82V241H83ZM98 240H99V239H98ZM139 240H140V239H139ZM155 240H157V238H156ZM159 240H160V238H159ZM176 240H177V239H176ZM179 240H180V239H179ZM212 240H210V241H212ZM93 241H94V240H93ZM93 241H92V242H93ZM101 241H102V239H101ZM101 241L99 240L100 243L104 242V241H102V242H101ZM109 241H110V240H109ZM123 241H124V240H123ZM130 241H131V239H130ZM141 241H142V240H141ZM144 241H145V240H144ZM150 241H151V239H150ZM150 241H149V242H150ZM161 241H162V240H161ZM168 241H169V240H168ZM172 241H173V240H172ZM177 241H178V240H177ZM183 241H184V240H183ZM183 241H182V242H183ZM199 241H198V242H199ZM207 241H208V240H207ZM218 241H220V240H218ZM45 242H46V241H45ZM57 242H58V241H57ZM99 242H98V243H99ZM138 242H140V241H138ZM147 242H148V241H147ZM151 242H152V241H151ZM151 242H150V243H151ZM189 242H190V241H189ZM212 242H213V241H212ZM212 242H210V244H211ZM215 242H216V241H215ZM221 242H222V240H221ZM143 243H144V242H143ZM145 243H146V242H145ZM145 243H144V244H145ZM157 243H158V242H157ZM160 243H161V242H160ZM202 243H203V242H202ZM202 243H201V244H202ZM217 243H218V242H216V244H217ZM223 243H225V241H224ZM52 244H53V243H52ZM52 244H51V245H52ZM82 244H83V243H82ZM104 244H105V243H104ZM106 244H108V243H106ZM154 244H155V243H154ZM163 244H165V243H163ZM170 244H171V241H170ZM177 244H179V242H178ZM182 244H183V243H181V245H182ZM194 244H196V242H195ZM216 244H215V245H216ZM221 244H222V243H221ZM226 244H227V243H226ZM88 245H89V243H88ZM112 245H113V243L111 244V247H112ZM137 245L140 246V243L137 244ZM165 245H166V244H165ZM198 245H199V243H198ZM218 245H219V244H218ZM60 246H61V245H60ZM83 246H84V245H83ZM83 246H82V247H83ZM89 246H90V245H89ZM133 246H134V245H133ZM142 246H143V244H142ZM153 246H154V245H153ZM153 246H152V247H153ZM161 246H162V245H161ZM167 246H168V245H167ZM172 246H173V245H172ZM177 246H178V245H177ZM179 246H180V245H179ZM179 246H178V247H179ZM212 246H214V245H212ZM212 246H211V247H212ZM219 246H220V245H219ZM109 247H110V246H109ZM113 247H114V246H113ZM113 247H112V248H113ZM115 247H116V246H115ZM125 247L127 248V246H125ZM135 247H136V246H135ZM135 247H134V248H135ZM143 247H144V246H143ZM145 247H146V246H145ZM154 247H155V246H154ZM164 247H165V246H164ZM215 247H216V246H214V248H215ZM217 247H218V246H217ZM217 247H216V248H217ZM225 247H228V245H227V246L225 245L224 248H225ZM99 248H101V247H99ZM126 248H125V250H126ZM132 248H133V247H132ZM146 248H147V247H146ZM157 248H159V246H158ZM169 248H170V247H169ZM173 248H175V247H173ZM216 248H215V249H216ZM221 248H222V246H221ZM221 248H220V250H221ZM87 249H88V248H86V250H87ZM93 249H95L94 246H93ZM93 249H91L90 251L92 252ZM106 249H108V247H107ZM106 249H105V251H106ZM155 249H156V248H155ZM163 249H164V248H162V250H163ZM166 249H167V251H168V248H166ZM202 249H203V248H202ZM209 249H210V248H209ZM226 249H227V248H226ZM252 249H253V248H252ZM61 250H62V249H61ZM88 250H89V249H88ZM88 250H87V252H88ZM98 250H99V249H98ZM101 250H102V249H101ZM110 250L113 251V249H110ZM133 250H134V249H133ZM150 250H151V249H150ZM175 250H176V249H175ZM177 250H178V249H177ZM238 250H239V249H238ZM62 251H63V250H62ZM90 251H89L88 253H90ZM99 251H100V250H99ZM118 251H119V250H118ZM128 251H129V250H128ZM147 251H148V250H147ZM153 251H154V250H153ZM163 251H164V250H163ZM169 251H171V250H169ZM247 251H248V250H247ZM85 252H86V251H85ZM96 252H97V251H96ZM113 252H115V250H114ZM113 252H112V253H113ZM124 252H125V251H124ZM138 252H139V250H138ZM138 252L136 251V253H138ZM164 252H165V251H164ZM175 252H178V251H175ZM212 252H213V251H212ZM221 252H223V251H221ZM227 252H228V251H227ZM60 253H62V252H60ZM105 253H106V252H105ZM108 253H109V252H108ZM140 253H141V252H139V254H140ZM142 253H143V252H142ZM142 253H141V254H142ZM144 253H145V252H144ZM205 253H206V252H205ZM217 253H218V251H217V249H216V254H215V256H217ZM133 254H134V253H133ZM139 254H138V255H139ZM141 254H140V255H141ZM157 254H158V253H157ZM171 254H172V253H171ZM173 254H175V253H173ZM213 254H214V253H213ZM246 254L248 255L249 252L246 253ZM246 254L244 253V255H246ZM256 254H257V253H256ZM256 254H253V255L250 254V255H252V257H254V255L256 256ZM58 255H59V253H58ZM61 255H62V254H61ZM86 255H88V254L86 253ZM109 255H111V252H110ZM118 255H119V254H118ZM123 255H124V254H123ZM142 255H143V254H142ZM142 255H141V256H142ZM218 255H219V254H218ZM224 255H225V254H224ZM227 255H228V254H227ZM257 255H258V254H257ZM259 255H260V254H259ZM259 255H258V257H259ZM62 256H63V255H62ZM121 256H122V255H121ZM121 256H120V258H121ZM177 256H178V255H177ZM188 256H189V255H188ZM209 256H210V255H208V257H209ZM215 256H214V257H215ZM221 256H222V255H221ZM58 257H60V256H58ZM78 257H79V256H78ZM83 257H84V259H85V255H84ZM87 257H89V256H87ZM114 257H115V256H114ZM127 257H129V256L127 255ZM155 257H157V256H155ZM159 257H160V255H159ZM168 257H169V256H168ZM172 257H173V256H172ZM228 257H229V256H228ZM230 257H231V254H230ZM244 257H245V256H244ZM249 257H251V256H249ZM252 257H251V259H252ZM258 257H257V258H258ZM260 257H262V255H261ZM61 258H62V257H61ZM89 258H90V257H89ZM89 258H88V259H89ZM176 258H177V257H176ZM191 258H192V257H191ZM223 258H225V257H223ZM234 258H236V257H234ZM242 258H243V256H242ZM246 258H247V256H246L244 259H246ZM84 259H83V260H84ZM107 259H108V258H107ZM123 259H124V258L121 259V261L119 262V264H126V263L128 264L129 261H128V262L125 261V263H124V262H123V261H124ZM138 259H140V258H138ZM142 259H143V258H142ZM148 259H150V258H148ZM164 259H165V258H164ZM164 259H161V260H164ZM166 259H167V258H166ZM166 259H165V260H166ZM168 259H169V258H168ZM179 259H180V258H179ZM179 259H178V260H179ZM206 259H207V258H206ZM218 259H219V258H218ZM227 259H228V258H227ZM238 259H239V258H238ZM58 260H59V259H58ZM108 260H109V259H108ZM116 260H117V259H116ZM122 260H123V261H122ZM125 260H126V259H125ZM150 260H151V259H150ZM150 260H149V261H150ZM172 260H173V259H172ZM172 260H171V261H172ZM231 260H232V259H231ZM240 260H241V259H240ZM114 261H115V260H114ZM137 261H138V260H137ZM140 261H142V260H140ZM143 261H145V259H144ZM153 261H154V260H153ZM153 261H151V262H153ZM159 261H160V260H157V262H159ZM176 261H177V259H176ZM222 261H223V260H222ZM249 261H251V260L249 259ZM253 261H254V259H253ZM253 261L251 262V264L253 263ZM59 262H60V261H59ZM104 262H105V261H104ZM110 262H111V260H110ZM116 262H118V261H116ZM168 262H169V261H168ZM168 262L166 261V263H168ZM224 262H225V261H224ZM228 262H229V261H228ZM230 262H231V261H230ZM247 262H248V260H247ZM255 262H256V261H255ZM112 263H113V262H112ZM112 263H111V264H112ZM166 263H164V264H166ZM215 263H216V262H215ZM237 263H238V262H237ZM245 263H246V262H245ZM63 264H64V263H63ZM102 264H103V263H102ZM117 264H118V263H117ZM134 264H135V263H134ZM139 264H140V263H139ZM157 264H158V263H157ZM160 264H162V263H160ZM169 264H170V262H169ZM226 264H227V263H226ZM238 264H239V263H238ZM248 264H250V262H248Z\"/></svg>",
	"mask_w": 264,
	"mask_h": 264
}]
</instances>
